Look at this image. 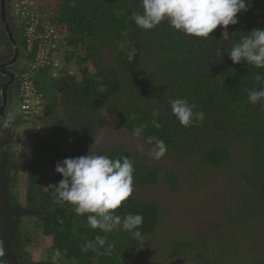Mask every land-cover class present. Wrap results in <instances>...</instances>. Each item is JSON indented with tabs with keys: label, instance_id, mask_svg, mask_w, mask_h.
I'll list each match as a JSON object with an SVG mask.
<instances>
[{
	"label": "trees",
	"instance_id": "obj_1",
	"mask_svg": "<svg viewBox=\"0 0 264 264\" xmlns=\"http://www.w3.org/2000/svg\"><path fill=\"white\" fill-rule=\"evenodd\" d=\"M52 3L40 11L63 32L55 49L57 54L63 47V57L60 65L51 62L35 74L43 100L29 121L45 124L51 134H33L22 174L12 149L15 128L1 127L0 240L6 264H131L147 251L161 216L158 200L145 197L142 189L164 183L177 191L185 180L180 171L184 164L197 171L226 170L227 186L221 191L229 193L228 202L212 212L206 230H189L168 246L169 263L264 264V105L249 103L246 91L259 87L255 76L264 69L246 61L233 63L227 54L243 36L264 28V0H248L237 24L218 26L207 38L185 35L167 20L149 30L138 27L131 17L143 12L140 0ZM12 29L23 56L24 40L13 24ZM104 51L110 61L102 60ZM11 55L0 21V62ZM4 78L0 73V89ZM8 89L16 95L18 73ZM176 98L194 103V111H202L204 119L182 126L170 106ZM105 109L110 116L102 115ZM154 111L158 115L153 116ZM108 120H117L130 132L145 126L139 137L143 158L120 144L94 148L95 133ZM147 136L165 142L167 151L160 159L147 154L152 147ZM88 152L127 156L134 162L132 195L115 214H142L144 243L138 244L122 226L107 234L92 229L87 214L77 215L74 205L57 198L55 184L62 177L56 163ZM96 235L106 236L113 245L110 254L81 250ZM40 237H50L51 243L45 256L35 260L29 246Z\"/></svg>",
	"mask_w": 264,
	"mask_h": 264
},
{
	"label": "clouds",
	"instance_id": "obj_2",
	"mask_svg": "<svg viewBox=\"0 0 264 264\" xmlns=\"http://www.w3.org/2000/svg\"><path fill=\"white\" fill-rule=\"evenodd\" d=\"M6 2L11 28L13 24L18 31L10 14L11 0ZM140 2L143 12H133L131 17L138 27L149 30L167 20L175 30L202 38L209 37L218 26L226 28L230 24H237V14L247 11L248 4V0H140ZM217 54L222 59L221 51ZM227 54L233 63L246 61L248 65L257 69H264V28L253 29L248 35L243 36L238 43L233 44ZM20 58L24 60V52L23 56L19 55L18 59ZM18 70L19 68L16 71L12 70L15 79ZM255 81L259 87L246 89L247 100L253 105H264V74L257 73ZM170 106L173 115L184 127L192 126L204 119V113L194 111L196 105L189 103L185 98L171 100ZM102 115L110 116L107 109ZM156 115L158 113L154 111L153 116ZM14 119L13 115L0 117V127L10 128ZM144 132L145 126L138 125L132 128L131 134L134 137H142ZM146 143L152 146L147 152L152 158L160 159L165 155L167 146L162 139L147 136ZM140 150L143 152L142 147ZM55 171L62 177L55 184L57 198L74 205V212L77 215L87 214L89 227L107 234L122 226V230L131 232L132 238L138 244L144 243L145 238L140 231L143 224L142 214L124 216L115 214L133 192L135 168L130 158L88 152L86 155L66 157L58 161ZM112 248L113 245L107 242V237L102 235H96L93 240L86 241L81 246L85 253L103 249L102 254L105 255L110 254ZM4 255V242L0 240V264H6Z\"/></svg>",
	"mask_w": 264,
	"mask_h": 264
},
{
	"label": "rangeland",
	"instance_id": "obj_3",
	"mask_svg": "<svg viewBox=\"0 0 264 264\" xmlns=\"http://www.w3.org/2000/svg\"><path fill=\"white\" fill-rule=\"evenodd\" d=\"M36 1L40 8L43 4L50 7L53 4L52 0ZM48 18L50 17L48 16ZM63 51L64 48L60 47L56 54L58 62L63 57ZM102 55L103 61L107 62L111 60L108 52L104 51ZM22 63L23 58H20L10 69L16 71ZM58 65L60 64L58 63ZM69 72H73L72 65L69 67ZM13 95L8 96V106L5 111L7 112V116L13 115L15 117L13 122L15 138L12 142V149L15 150L18 156L19 171L22 174L24 156L33 144V134L38 133L39 130H42L41 133H38L42 136H49L51 133L47 129L48 126L46 128V125L43 123L33 126L29 122L32 117L21 113L17 96ZM20 119L21 122L19 121ZM1 129L0 136L2 135ZM131 133L117 120H108L96 131L93 146L94 148H100L106 145L120 144L127 147L135 155L143 158L144 154L140 148H143L144 144L139 137H134ZM155 162L153 160V163ZM181 166L180 171L183 173L185 180L177 191L171 192L164 183L142 189L141 193L145 197L158 200L161 206V216L156 232L147 243V251L145 254L134 258L131 264H170L167 258L168 246L174 243L177 237L182 238L185 236L189 230H195L196 232L206 230L208 226L204 224L211 221L212 212L228 202L225 196L229 195V193L221 191L222 188L227 186L224 178L229 173L226 170L218 171L212 168H204L202 171H197L189 169L185 164ZM21 184L23 185L22 176ZM23 194L24 188L21 187V198H23ZM50 243V237H43L42 239L40 237L38 241L34 240L29 246L32 257L35 260L44 257L47 252L46 248L50 246ZM55 256L57 257V255Z\"/></svg>",
	"mask_w": 264,
	"mask_h": 264
},
{
	"label": "built area",
	"instance_id": "obj_4",
	"mask_svg": "<svg viewBox=\"0 0 264 264\" xmlns=\"http://www.w3.org/2000/svg\"><path fill=\"white\" fill-rule=\"evenodd\" d=\"M10 14L19 34L24 40V60L18 70L16 93L22 114L39 113L43 94L34 83V76L42 66H57L56 46L61 44L63 32L50 18L41 13L35 0H11ZM30 58L26 59L28 55ZM53 75L56 76V69Z\"/></svg>",
	"mask_w": 264,
	"mask_h": 264
},
{
	"label": "water",
	"instance_id": "obj_5",
	"mask_svg": "<svg viewBox=\"0 0 264 264\" xmlns=\"http://www.w3.org/2000/svg\"><path fill=\"white\" fill-rule=\"evenodd\" d=\"M7 0H0V21L1 25L12 45V55L9 59L0 63V73L3 75H7L8 79L2 84L0 89L1 102H0V116H5V108L7 105V89L15 82V73L11 70L6 69V67L14 64L20 55V48L16 41L14 32L11 28V25L8 20L7 8H6Z\"/></svg>",
	"mask_w": 264,
	"mask_h": 264
},
{
	"label": "flooded vegetation",
	"instance_id": "obj_6",
	"mask_svg": "<svg viewBox=\"0 0 264 264\" xmlns=\"http://www.w3.org/2000/svg\"><path fill=\"white\" fill-rule=\"evenodd\" d=\"M7 60V59H6ZM5 61V60H4ZM3 62V61H2ZM1 63V62H0ZM15 64V63H14ZM14 64H12V65H14ZM12 65H10V66H8L7 68H8V70H11L10 69V67L12 66ZM12 71V70H11ZM8 79V76L7 75H5V78H4V82L6 81ZM3 82V83H4ZM8 92H9V89H7V94H8ZM11 95V93L10 94H8L7 95V98H8V96H10ZM12 96H14V95H12ZM7 103H8V100H7ZM8 106V104L6 105V107ZM5 110H6V108H5ZM5 112V116H7V112L6 111H4ZM1 117V116H0ZM1 128V127H0Z\"/></svg>",
	"mask_w": 264,
	"mask_h": 264
}]
</instances>
